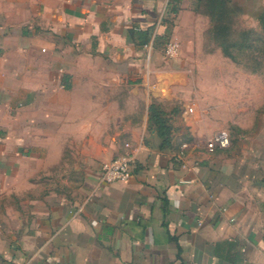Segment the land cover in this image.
Here are the masks:
<instances>
[{"label":"crops","instance_id":"crops-1","mask_svg":"<svg viewBox=\"0 0 264 264\" xmlns=\"http://www.w3.org/2000/svg\"><path fill=\"white\" fill-rule=\"evenodd\" d=\"M193 1L0 4V30L35 37L3 45V55L26 49L25 67L0 62V264H264V144L210 150L216 128L187 108L168 147L148 126L152 102L167 117L180 71L147 56L169 38L183 45L187 26L194 37ZM248 22L234 15L235 38L258 34L260 15ZM216 101L203 96V118ZM37 113L44 129L33 125ZM127 143L130 178L102 182L101 165Z\"/></svg>","mask_w":264,"mask_h":264},{"label":"rangeland","instance_id":"rangeland-1","mask_svg":"<svg viewBox=\"0 0 264 264\" xmlns=\"http://www.w3.org/2000/svg\"><path fill=\"white\" fill-rule=\"evenodd\" d=\"M231 1L229 9L234 10L237 7L240 9V12L237 10L238 8L235 9L234 13L232 11L231 17L234 15L240 16L242 25L244 26H249L248 20L250 14L253 16L255 13L264 15V0H234L235 4L233 0ZM2 2H9V0H0V4ZM193 2H195L193 10L196 15H199V20L194 24V37H190V27L187 26V29L180 31V38L184 42L183 45L180 44V40L169 38L160 45V50L155 55L151 54L147 56L148 62L160 66H170L180 71L178 86L168 96H172L171 99H173L174 103L171 105L170 110L166 111L167 119L171 125L175 124L176 127H179L180 122L183 123L185 121L182 118V111L187 108L186 112L189 113L192 110L195 122L199 123L202 127L211 128L214 126L216 132L227 134L229 146L236 143L247 145L264 144V63H251L248 56L246 58L245 56L243 58L240 56L242 59L237 64V62L224 55L222 51L219 52L217 42L212 38L211 27L213 22L210 16L212 10L205 6L206 0H194ZM253 19L254 17L252 18V25L254 26ZM179 20L184 22L186 26V22H189L190 16L180 15ZM256 24L258 26V33H263L264 35V29H261L260 22ZM1 26L0 17V28L3 27ZM23 27L26 26L23 25ZM34 27L38 29L40 25L35 24ZM202 28L205 31H202ZM8 33L9 29L4 32L0 30V62L5 64L16 63L25 67L29 62L26 49H22L21 47L22 52L25 53L19 55V57L13 52V54L10 53L9 50L3 55V45H8L9 48H13L17 43L19 46H24L23 42L26 39V42H31L35 37H23L25 40L20 42L15 37H9ZM187 36L191 40H187ZM169 41L178 44V54L175 57H169L164 52L165 44ZM42 52L45 54V50H42ZM40 62L38 61L37 63L41 65L45 64ZM253 67H256V69L252 71L251 68ZM209 81L212 84L215 82V86L208 89L204 87V83ZM207 90H210V92L208 93ZM163 93L166 94L165 89ZM208 94L214 95L217 99L213 108L215 113L209 118H203V96ZM218 96L219 98L222 97V103H218ZM43 105L45 104H38L37 106L41 107ZM37 109H33V113H35L34 111H38ZM39 116L40 113L35 115L33 125L40 127L39 129H44L45 119ZM37 162L38 164H42L37 172L39 176L37 178H40V176H45V165H43L45 164V152L44 154H40ZM43 185L45 186V183H39L35 186V193L45 190Z\"/></svg>","mask_w":264,"mask_h":264},{"label":"trees","instance_id":"trees-1","mask_svg":"<svg viewBox=\"0 0 264 264\" xmlns=\"http://www.w3.org/2000/svg\"><path fill=\"white\" fill-rule=\"evenodd\" d=\"M206 7L211 11L212 23V38L220 47L222 53L228 56L235 62H239L243 56H248L249 60L255 64H263L264 60V35L258 33L253 35L252 38L247 33H243L241 38L234 37L235 23L234 16L231 17V12L235 11L229 9L231 0H206ZM234 15V14H233ZM261 29H264V15H260ZM263 27V28H262ZM139 38L144 37L146 32H137ZM142 40V39H141ZM148 38L142 40L146 43ZM240 54V55H239ZM240 56L242 58H240ZM252 71L256 67L251 68ZM148 126L153 129L155 136L159 142V148H165L170 145L171 124L169 123L164 110L158 103L152 102L148 107Z\"/></svg>","mask_w":264,"mask_h":264},{"label":"built area","instance_id":"built-area-1","mask_svg":"<svg viewBox=\"0 0 264 264\" xmlns=\"http://www.w3.org/2000/svg\"><path fill=\"white\" fill-rule=\"evenodd\" d=\"M164 52L169 57H175L178 54V44L169 41L165 44ZM229 138L227 134L217 132L213 134L207 141V148L213 150L214 148H224L228 146ZM186 144H182L185 147ZM125 147L128 150L119 153L110 160L104 162L100 169V179L102 182L126 181L131 176V168L135 161V153L127 143Z\"/></svg>","mask_w":264,"mask_h":264}]
</instances>
